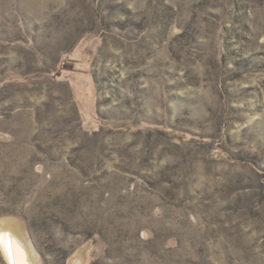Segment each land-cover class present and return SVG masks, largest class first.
Segmentation results:
<instances>
[{
    "label": "rangeland",
    "instance_id": "rangeland-1",
    "mask_svg": "<svg viewBox=\"0 0 264 264\" xmlns=\"http://www.w3.org/2000/svg\"><path fill=\"white\" fill-rule=\"evenodd\" d=\"M1 233L20 264H264V0H0Z\"/></svg>",
    "mask_w": 264,
    "mask_h": 264
},
{
    "label": "bare ground",
    "instance_id": "bare-ground-1",
    "mask_svg": "<svg viewBox=\"0 0 264 264\" xmlns=\"http://www.w3.org/2000/svg\"><path fill=\"white\" fill-rule=\"evenodd\" d=\"M3 234V235H2ZM0 239L3 240L6 252H7V257L10 261L11 264H20L18 261V258L16 256V252L14 249V244L16 242V239L14 235H11L10 233H1Z\"/></svg>",
    "mask_w": 264,
    "mask_h": 264
},
{
    "label": "water",
    "instance_id": "water-1",
    "mask_svg": "<svg viewBox=\"0 0 264 264\" xmlns=\"http://www.w3.org/2000/svg\"><path fill=\"white\" fill-rule=\"evenodd\" d=\"M14 244V249H15V252H16V256H17V258H18V261L20 262V252L18 251V247L15 245V243H13Z\"/></svg>",
    "mask_w": 264,
    "mask_h": 264
}]
</instances>
